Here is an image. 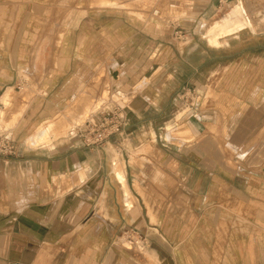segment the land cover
I'll return each instance as SVG.
<instances>
[{
	"label": "crops",
	"instance_id": "obj_1",
	"mask_svg": "<svg viewBox=\"0 0 264 264\" xmlns=\"http://www.w3.org/2000/svg\"><path fill=\"white\" fill-rule=\"evenodd\" d=\"M34 1L17 3L16 8V0H0V99L9 92L6 89L14 88L10 81L16 79L15 65L22 62L14 50L6 56L5 48L16 47V29L30 31L36 17ZM192 2L184 5L187 13L202 15L210 5ZM237 3L229 8L231 12L238 11ZM177 8L174 3L172 11ZM209 23L199 27L206 41L212 35L206 33ZM50 26L47 30L53 26L45 25ZM81 26L61 28L65 30L62 50L84 47V40L74 44L68 38ZM8 32L12 35L6 40ZM222 39H218L221 46ZM198 56L208 63L206 51ZM6 63L13 72H6ZM240 65L238 72L220 78L213 89L215 114L222 115L228 134L185 141L190 146L184 152L166 158L159 152L150 155L158 175L184 177L182 184L151 183L144 154L84 153L74 146L72 151H55L52 144L60 136L74 141L75 126L69 124L56 136H43L34 148L47 154L29 151V166L16 167L11 183H5L9 172L0 165V226L16 224V259L5 258L0 246V264H264V168L257 166L264 160V153H258L264 145V61L250 58ZM205 73L199 78L205 80L210 72ZM208 91L200 93L201 99ZM160 93L159 88L155 97ZM108 94L102 91L93 105L106 107ZM121 95L126 102L128 97ZM140 95L132 103L136 110L147 106L149 95ZM193 134L198 131L191 123L180 129L168 124L164 140ZM216 144L224 151L212 146ZM246 145L249 152L240 155ZM114 170L122 172L123 185ZM242 177H248L247 182L242 183ZM53 201L57 202L54 212ZM125 227L135 229L146 244L123 248L119 236Z\"/></svg>",
	"mask_w": 264,
	"mask_h": 264
},
{
	"label": "rangeland",
	"instance_id": "obj_2",
	"mask_svg": "<svg viewBox=\"0 0 264 264\" xmlns=\"http://www.w3.org/2000/svg\"><path fill=\"white\" fill-rule=\"evenodd\" d=\"M102 1L35 0L32 9L36 17L30 31L28 27L23 31L16 29V47L5 48L6 56L14 50L22 61L15 65L16 79L10 81L14 88L5 90L11 95L5 120L24 108V103L26 107L21 119L12 126L0 123V165L9 172L6 184L12 182L16 167L29 166V151L47 154L27 143V138L39 126L53 118L70 125L71 119H77L87 106H92L102 91L109 93L106 107L90 114L83 125L72 130L74 141L63 135L54 140L55 151H72L74 146L84 153L144 154L143 162L148 164L151 183L182 184L184 177L158 175L151 153L159 152L166 158L172 152H184L190 146L185 141L228 134L229 126L224 124L222 115L215 114L217 96L213 95V89L218 87L220 78L238 72L242 62L250 58L264 61V18L257 16V13L264 14V0H106L121 6L116 8L102 7ZM189 1L194 5H210L202 15H197L186 12L184 5ZM237 1L242 3L247 19L259 30L246 28L230 33L223 37L225 43L221 47H210L199 27L228 13ZM23 2L28 0H16V8L17 3L22 6ZM174 3L178 8L172 11ZM46 24H51L53 29L47 30L51 26L46 28ZM77 24H82V28L68 38L74 44L84 40V47L62 50L63 29L68 25L72 29ZM99 29L101 31L97 32ZM11 35V32L6 33V40ZM201 50L208 53V63L203 64L198 58ZM5 70L13 72L12 65L6 63ZM191 71L194 84L190 81ZM205 72H210L205 80L199 78ZM159 88L161 93L155 97ZM205 89L209 90L208 95L201 99L200 93ZM141 93L149 95L147 106L136 110L132 103L139 101ZM121 94L128 97L126 102ZM186 108L190 110L189 115L177 120L176 116ZM188 123L194 125L197 135L164 140L168 124L180 129ZM97 133L105 137L99 144L93 143ZM212 146L224 151L222 145ZM261 147L258 153H264V145ZM249 148L250 145L243 147L240 155L248 153ZM248 162L244 160V164ZM257 166L264 168V160L257 162ZM247 180L248 177H242V183ZM52 204L54 212L57 202ZM0 236L4 237L0 246L4 248L5 258L16 259V224L0 226ZM119 239L123 248L133 244L142 247L147 242H143L142 235L132 227H125Z\"/></svg>",
	"mask_w": 264,
	"mask_h": 264
},
{
	"label": "bare ground",
	"instance_id": "obj_3",
	"mask_svg": "<svg viewBox=\"0 0 264 264\" xmlns=\"http://www.w3.org/2000/svg\"><path fill=\"white\" fill-rule=\"evenodd\" d=\"M100 6L106 7V8L121 7V6H118V4H115L113 1H106V0H103L101 2ZM236 10H238V11H232L231 12L229 9L228 10L229 12L227 11L228 13L223 15V17L219 20L220 21L219 23H216L218 21L216 19L212 20L209 23V28L206 31V33H208V34L212 33L211 37L207 38V42L211 47H216V48L220 47L221 45H220V42L218 41V39L220 37H225L230 33H234L236 31H238L239 28H241V27H246V28L249 27L250 29L255 30V31L259 30V29H257L258 26L256 24H253V22H251L247 19L246 14H245V10H244L241 2L237 3ZM151 12H153V11H151ZM257 16H258V19L260 17L264 18V14H261V13H257ZM98 101H100V100H98ZM0 106H1V108H0V123H6L7 126H12L15 123V121L17 122L19 118L21 119L23 109L16 110L15 111L16 113L13 114L11 118L9 117L10 119L8 121L5 120V111L7 109H9V107L11 106V95L9 92L4 93L3 97L0 99ZM23 106H25V103L23 104ZM99 106H100L99 104L93 105L90 107L87 106V108H85V111L77 119H75V118L71 119L73 121L70 122V125L71 126L73 125L75 127L83 125L84 121L87 120V118H89L90 114H92L96 110L101 109V107H99ZM189 111L190 110L188 108L183 109V111L181 113L180 112H179V114L177 113L178 115L176 116V119L180 120L183 117V115L187 116L190 113ZM6 113L9 114L8 112H6ZM65 118L63 120H65ZM68 119H69V117H68ZM68 119L66 118V120H68ZM67 125H68V123H66V121L58 120V121H52V122L48 123L46 126L39 127L35 131V133L31 134L27 138V143H28L29 147L34 148V147L40 145V143L44 140L43 136H45V135H49V134H52L53 136L58 135L61 132V130ZM118 168H120V167H118ZM114 172H115V175L117 174L116 180H118L123 185L124 184V178L122 176L123 175L122 172H119V170L118 171L114 170Z\"/></svg>",
	"mask_w": 264,
	"mask_h": 264
},
{
	"label": "built area",
	"instance_id": "obj_4",
	"mask_svg": "<svg viewBox=\"0 0 264 264\" xmlns=\"http://www.w3.org/2000/svg\"><path fill=\"white\" fill-rule=\"evenodd\" d=\"M105 137L103 136V134L101 133H97L95 136H94V142L93 143H101L103 141ZM90 143H87L86 145L89 146Z\"/></svg>",
	"mask_w": 264,
	"mask_h": 264
}]
</instances>
